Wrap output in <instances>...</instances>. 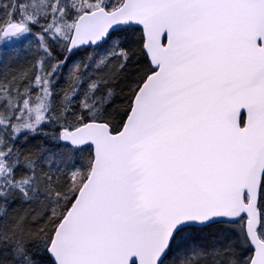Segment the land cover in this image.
Masks as SVG:
<instances>
[{
  "label": "snow or ice",
  "instance_id": "snow-or-ice-1",
  "mask_svg": "<svg viewBox=\"0 0 264 264\" xmlns=\"http://www.w3.org/2000/svg\"><path fill=\"white\" fill-rule=\"evenodd\" d=\"M0 264H264V0H0Z\"/></svg>",
  "mask_w": 264,
  "mask_h": 264
}]
</instances>
